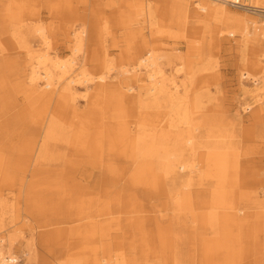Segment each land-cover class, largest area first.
Wrapping results in <instances>:
<instances>
[{
    "label": "bare ground",
    "instance_id": "6f19581e",
    "mask_svg": "<svg viewBox=\"0 0 264 264\" xmlns=\"http://www.w3.org/2000/svg\"><path fill=\"white\" fill-rule=\"evenodd\" d=\"M87 1L0 0V264H264V172L244 180L239 139L244 111L264 138V0L52 20ZM225 41L230 120L203 104Z\"/></svg>",
    "mask_w": 264,
    "mask_h": 264
},
{
    "label": "rangeland",
    "instance_id": "374dc122",
    "mask_svg": "<svg viewBox=\"0 0 264 264\" xmlns=\"http://www.w3.org/2000/svg\"><path fill=\"white\" fill-rule=\"evenodd\" d=\"M71 0L66 1V3L69 4ZM95 4H102L103 2H109L111 0H94ZM113 3L110 6L105 7V11L109 13L108 15V24L114 28L119 29L120 27V20L118 19L117 16H115V12L119 7V1L118 0H112ZM63 2V1H62ZM89 2L90 0L87 1L86 5L83 3L78 2L77 4L70 3V7H64L62 8L61 14H63V18L60 17H53L52 20L57 22V20H62L66 18H70L73 14V12H77V15L81 14L78 19H76V23L80 22L82 18H85L88 16L90 11L87 9L89 8ZM99 10L97 13L101 11L100 8H95V11ZM102 14V12H101ZM78 17V16H77ZM90 17V16H89ZM58 24V23H57ZM79 24V23H78ZM198 33H195L194 35L196 36ZM187 39H190L189 36H187ZM189 41V40H188ZM124 41H120L117 45H112L109 43V49H110V58L117 60L120 57L122 60H126V57L124 55H120V53L124 49ZM185 39L180 40L176 42L174 45L177 49L182 54H185L186 48H185ZM62 46V45H60ZM220 48L218 51H215V48L212 49L213 55V61L216 62L218 65V73L215 74V78L210 81V88L208 86V89L211 92L212 97L208 100H205L203 102L206 114H212L211 112L214 110V112L222 118V116L227 117L230 120L229 115L231 114V109H235L236 106H238L237 103V98H239V90H238V79L236 77V72H237V55L235 52V49H233L231 46H228V44L225 42H222L220 44ZM179 47V48H178ZM64 48V47H63ZM59 50H62L58 48ZM120 49L122 51L120 52ZM66 50V49H65ZM203 88H200V91ZM83 99L79 98L77 99L79 108H82L84 106ZM237 108V107H236ZM254 110V108L252 109ZM242 118H243V123L240 128V143L243 148H245V155L242 156V158L247 159L248 165L244 169L246 172L245 174V181H254L255 180V175L254 172L256 171L257 177L258 174L264 172V138L258 137L256 133V127L252 126L250 118L252 117L251 111L247 112H242ZM244 159V160H245ZM36 204H30L29 209H35ZM264 255V252L263 254ZM47 257V255H46Z\"/></svg>",
    "mask_w": 264,
    "mask_h": 264
}]
</instances>
